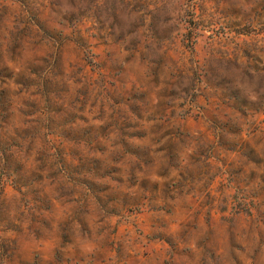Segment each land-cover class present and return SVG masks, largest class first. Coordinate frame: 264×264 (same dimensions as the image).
Wrapping results in <instances>:
<instances>
[{
    "label": "rangeland",
    "instance_id": "rangeland-1",
    "mask_svg": "<svg viewBox=\"0 0 264 264\" xmlns=\"http://www.w3.org/2000/svg\"><path fill=\"white\" fill-rule=\"evenodd\" d=\"M0 264H264V0H0Z\"/></svg>",
    "mask_w": 264,
    "mask_h": 264
}]
</instances>
